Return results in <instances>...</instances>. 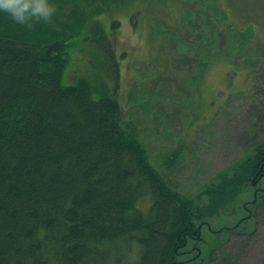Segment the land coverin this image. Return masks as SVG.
<instances>
[{
  "label": "trees",
  "instance_id": "trees-1",
  "mask_svg": "<svg viewBox=\"0 0 264 264\" xmlns=\"http://www.w3.org/2000/svg\"><path fill=\"white\" fill-rule=\"evenodd\" d=\"M132 1L0 0V264H101L131 243L141 252L129 264H237L225 243L264 223V137L186 197L152 165L117 99L96 98L87 78L63 84L71 41L90 19ZM157 1L177 9L178 27L157 21L163 62L149 95L190 103L213 61L239 54L229 61L242 64L251 53V24L238 26L220 0ZM249 62L264 82L261 59Z\"/></svg>",
  "mask_w": 264,
  "mask_h": 264
},
{
  "label": "rangeland",
  "instance_id": "rangeland-1",
  "mask_svg": "<svg viewBox=\"0 0 264 264\" xmlns=\"http://www.w3.org/2000/svg\"><path fill=\"white\" fill-rule=\"evenodd\" d=\"M217 6L236 18L238 26H243V20L251 24L249 31L255 33V41L247 44L251 53L242 64L229 61L239 54L222 55L221 60L213 61L198 81L200 89L190 103L149 95L163 62L157 53V32L162 29L156 27L157 21L163 27H178L177 9L168 6V10L157 0H134L90 19L71 41L62 78L64 85L87 78L98 88L96 98L105 91L117 99L126 112V123L148 149L152 165L186 197L198 196L220 171L242 159L250 138L264 137V82L254 72L258 65L249 62L261 59L264 65V51L259 54L264 50V0H220ZM189 16L196 18L195 12ZM150 203L147 196L140 204L147 210ZM243 215H238L237 221ZM227 220L225 215L223 223ZM212 222L217 227L218 218ZM259 224L251 238L242 235L229 239L223 253L239 254L237 264H264V223ZM206 246L202 241L188 257L193 258L200 247ZM124 248L121 244L110 250L111 255L101 264H116V260L129 264L139 259L141 248L137 243L127 247L130 253ZM199 254L208 256L207 251Z\"/></svg>",
  "mask_w": 264,
  "mask_h": 264
},
{
  "label": "water",
  "instance_id": "water-1",
  "mask_svg": "<svg viewBox=\"0 0 264 264\" xmlns=\"http://www.w3.org/2000/svg\"><path fill=\"white\" fill-rule=\"evenodd\" d=\"M255 184H256V182H255Z\"/></svg>",
  "mask_w": 264,
  "mask_h": 264
}]
</instances>
